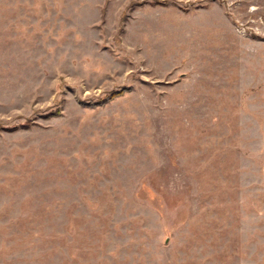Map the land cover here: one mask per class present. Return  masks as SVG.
Wrapping results in <instances>:
<instances>
[{
  "label": "rangeland",
  "instance_id": "rangeland-1",
  "mask_svg": "<svg viewBox=\"0 0 264 264\" xmlns=\"http://www.w3.org/2000/svg\"><path fill=\"white\" fill-rule=\"evenodd\" d=\"M0 264H264V0H0Z\"/></svg>",
  "mask_w": 264,
  "mask_h": 264
},
{
  "label": "trees",
  "instance_id": "trees-1",
  "mask_svg": "<svg viewBox=\"0 0 264 264\" xmlns=\"http://www.w3.org/2000/svg\"><path fill=\"white\" fill-rule=\"evenodd\" d=\"M131 88L130 86L128 87H123V88H118L110 91L107 96L103 97L100 99L95 105H105L108 102L112 101L113 99L125 94L127 91H129ZM55 113L58 114V112L55 111ZM27 125V124H26Z\"/></svg>",
  "mask_w": 264,
  "mask_h": 264
}]
</instances>
